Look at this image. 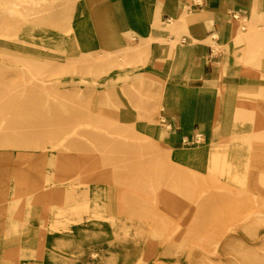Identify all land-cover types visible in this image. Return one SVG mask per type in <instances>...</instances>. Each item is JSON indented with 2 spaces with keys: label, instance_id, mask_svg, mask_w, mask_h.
I'll return each mask as SVG.
<instances>
[{
  "label": "rangeland",
  "instance_id": "374dc122",
  "mask_svg": "<svg viewBox=\"0 0 264 264\" xmlns=\"http://www.w3.org/2000/svg\"><path fill=\"white\" fill-rule=\"evenodd\" d=\"M226 8L252 39L264 0H0V264H264L251 159L175 129L148 77Z\"/></svg>",
  "mask_w": 264,
  "mask_h": 264
},
{
  "label": "crops",
  "instance_id": "0c3cea01",
  "mask_svg": "<svg viewBox=\"0 0 264 264\" xmlns=\"http://www.w3.org/2000/svg\"><path fill=\"white\" fill-rule=\"evenodd\" d=\"M229 11L206 10L211 22L206 18L190 22L180 35L185 38L180 46L160 51L162 59L155 65L162 64V73L148 77L165 83V119L181 133L196 128L209 139L228 140V152L235 154L232 161L243 163L232 165L240 169L247 166L244 162L251 153L264 154V28L259 25L264 15L241 17L242 24L254 25L258 31L250 40L235 39ZM164 29L165 39H175ZM132 32L143 40L152 36L151 27ZM209 39L223 52L215 56L212 42L213 50L205 47Z\"/></svg>",
  "mask_w": 264,
  "mask_h": 264
},
{
  "label": "bare ground",
  "instance_id": "6f19581e",
  "mask_svg": "<svg viewBox=\"0 0 264 264\" xmlns=\"http://www.w3.org/2000/svg\"><path fill=\"white\" fill-rule=\"evenodd\" d=\"M198 5V4H197ZM190 10V9H189ZM185 13V12H184ZM179 14V13H178ZM186 14V13H185ZM203 15V13H200V15ZM196 15V14H195ZM182 16H183V14H182ZM196 16H198V15H196ZM195 16V17H196ZM252 16H254V15H252ZM259 16V15H258ZM106 17H107V15H104V16H102L100 19L103 21V25H105V24H107L108 25V22L109 21H107L106 20ZM189 18V17H188ZM197 18V17H196ZM236 18V17H235ZM197 20H198V18H197ZM188 21V20H187ZM183 23V22H182ZM102 24V23H101ZM179 24H181V22H180V20H177V21H174L173 22V27L172 28H174L176 31L180 28L179 27ZM188 27V26H187ZM255 28V27H254ZM173 29V30H174ZM257 29V28H256ZM254 30L253 28H252V30L255 32V31H257V30ZM251 30V29H250ZM67 32H69V30H66ZM131 33H133V32H131ZM107 34V33H106ZM184 40V39H183ZM155 41V40H154ZM176 42V41H175ZM172 43V42H171ZM177 43H179V42H177ZM177 47V46H176ZM214 47V46H213ZM217 49V48H216ZM21 60L19 59V61L18 62H20ZM80 125H77V126H75L73 129H75V134L77 135V131H78V129L80 128L79 127ZM74 134V135H75ZM74 137V136H73ZM255 146V145H254ZM264 154L262 155L261 153H259V151H257L256 153H251V157H250V159H251V164H250V166H249V169H248V173H249V175L251 176V185L250 186H252V188H253V186H255L256 184H257V186H260V184H263V183H261L262 181V179L264 180ZM60 162V161H59ZM97 164V163H96ZM83 165H85V164H83ZM86 167H88V166H86ZM85 167V168H86ZM93 167V166H92ZM84 168V169H85ZM62 169V168H61ZM91 169V168H90ZM95 169V168H94ZM79 172V171H78ZM83 172V171H82ZM85 173V172H84ZM239 173V172H238ZM86 174V173H85ZM249 176V177H250ZM260 181V183H259V185H258V182ZM249 182V181H248ZM247 182V183H248ZM43 186V185H42ZM263 187V186H262ZM256 189H258V187H256ZM258 191V190H257ZM259 191H260V189H259ZM42 193V192H41ZM45 198V197H44Z\"/></svg>",
  "mask_w": 264,
  "mask_h": 264
}]
</instances>
